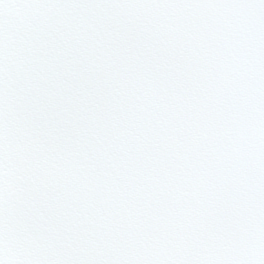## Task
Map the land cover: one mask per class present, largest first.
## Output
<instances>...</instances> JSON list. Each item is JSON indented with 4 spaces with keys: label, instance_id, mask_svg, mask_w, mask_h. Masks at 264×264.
I'll use <instances>...</instances> for the list:
<instances>
[{
    "label": "snow or ice",
    "instance_id": "1",
    "mask_svg": "<svg viewBox=\"0 0 264 264\" xmlns=\"http://www.w3.org/2000/svg\"><path fill=\"white\" fill-rule=\"evenodd\" d=\"M0 264H264V0H0Z\"/></svg>",
    "mask_w": 264,
    "mask_h": 264
}]
</instances>
